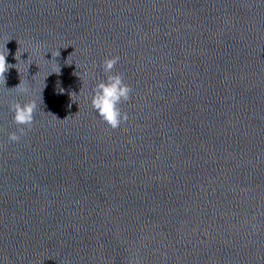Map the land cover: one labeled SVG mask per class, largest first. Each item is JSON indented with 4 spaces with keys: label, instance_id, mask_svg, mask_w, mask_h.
Instances as JSON below:
<instances>
[{
    "label": "water",
    "instance_id": "95a60500",
    "mask_svg": "<svg viewBox=\"0 0 264 264\" xmlns=\"http://www.w3.org/2000/svg\"><path fill=\"white\" fill-rule=\"evenodd\" d=\"M0 53V264H264V0H0Z\"/></svg>",
    "mask_w": 264,
    "mask_h": 264
},
{
    "label": "clouds",
    "instance_id": "9594fccd",
    "mask_svg": "<svg viewBox=\"0 0 264 264\" xmlns=\"http://www.w3.org/2000/svg\"><path fill=\"white\" fill-rule=\"evenodd\" d=\"M6 56L0 53V83H4V85L6 82L5 73L11 67L6 63ZM118 63L119 57L113 56L106 58L99 65L105 74V79L95 85L90 101L99 118L112 129H117L121 124L128 121V114L122 111L120 105L131 99L133 91L131 86L124 82V77L113 71ZM16 88L23 94L29 93V89L21 88L20 84ZM41 103H43L42 95ZM36 110L37 103L35 100H30L24 104L13 102L9 105V111L13 113V123L18 126L17 132L9 133L10 142H19L26 131L31 130Z\"/></svg>",
    "mask_w": 264,
    "mask_h": 264
}]
</instances>
